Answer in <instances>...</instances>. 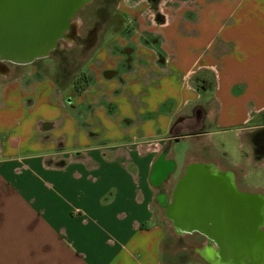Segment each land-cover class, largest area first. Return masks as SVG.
<instances>
[{"label": "crops", "instance_id": "crops-1", "mask_svg": "<svg viewBox=\"0 0 264 264\" xmlns=\"http://www.w3.org/2000/svg\"><path fill=\"white\" fill-rule=\"evenodd\" d=\"M148 5L118 1L124 23L133 20L138 31L125 37L121 27L95 49L81 93L71 84L62 90L33 64L9 69L15 76L0 82V264H163L165 220L149 175L164 141L191 113L205 132L181 140L245 125L252 99L264 95V61L229 54L254 59L264 50V5L253 11L249 0H159L155 12ZM206 17L260 21L227 35L206 29ZM203 33L209 39L190 59L189 36ZM196 76H210L211 87L194 89ZM205 90L211 95L202 100ZM209 155L189 151L185 162L220 160ZM189 258L178 263L204 264Z\"/></svg>", "mask_w": 264, "mask_h": 264}, {"label": "water", "instance_id": "water-1", "mask_svg": "<svg viewBox=\"0 0 264 264\" xmlns=\"http://www.w3.org/2000/svg\"><path fill=\"white\" fill-rule=\"evenodd\" d=\"M91 2L0 0V65H31L62 44L72 45L77 12ZM8 74L6 68L0 77ZM236 177L217 160L190 159L171 197L166 191L158 196L162 219L177 239L201 237L188 249L204 264H264V194L239 189Z\"/></svg>", "mask_w": 264, "mask_h": 264}, {"label": "rangeland", "instance_id": "rangeland-1", "mask_svg": "<svg viewBox=\"0 0 264 264\" xmlns=\"http://www.w3.org/2000/svg\"><path fill=\"white\" fill-rule=\"evenodd\" d=\"M119 0H92L91 3L84 6V8L77 12V21L79 26L77 29V35L72 45L62 44L59 48L52 51L49 57L36 61L34 65L41 67L48 75H50L62 90H68V86L73 85L74 81L81 74L84 73V66L90 56L93 54L95 49L102 44L108 36H112L113 33L119 32L124 29L125 37H129L138 31L137 23L135 24L133 20L126 21L119 15L117 11V4ZM255 0H249L252 5L248 10L253 9V11H259L261 6L264 5V0H257V7H253ZM131 3V2H129ZM248 3V2H247ZM169 3H167L168 5ZM243 9H246L244 7ZM247 11V10H246ZM146 21L149 24H153L152 13L147 11L144 13ZM218 17L205 18L204 25L205 28L219 29L224 28V33L236 28L244 27H255L258 25L260 20L250 19L248 17H242L241 19L234 18L224 20ZM122 27V28H121ZM222 28L220 30H222ZM232 34V33H231ZM208 35L209 34L208 32ZM206 33L202 35L189 36V58L202 53L207 40L209 39ZM231 48V47H230ZM264 50H257L253 52L254 59L245 55V53H235L229 52L235 59H240L242 63H248L256 61L257 63L264 61ZM261 54L263 57H261ZM10 63H5L2 65V71L0 74L4 73L6 68L8 69H19L21 66L9 65ZM11 71V70H10ZM203 74V73H202ZM201 73L199 75H202ZM14 74H8L6 76L0 77V82L5 79H10ZM205 76V75H202ZM196 76V78H190L191 86L197 91H201L202 86L211 87L212 79L210 76L208 82L202 81V77ZM202 100H205L211 95V91L205 90L202 92ZM264 103V95L252 99V108L250 113H246L248 117L247 123L236 124L234 127L227 130H215L209 127L207 130L210 132V138H203L202 140L194 139H184L176 143L173 142L172 152L173 159L177 166V169H183L186 162V154L192 151L194 155L201 158H208L210 152L214 153L220 160L219 162L223 166L231 165L232 170L237 175V186L241 190L249 192H260L264 194V156L257 159L252 155V151L256 149L253 146V141H260L264 137V118L263 113L256 112L257 107H260ZM237 117L240 115H236ZM243 118V117H242ZM245 118V117H244ZM245 121V120H244ZM244 121H241L243 123ZM243 125V126H242ZM242 126V127H241ZM241 127V128H239ZM239 128V129H237ZM202 142V143H201ZM198 143L204 144L205 147L197 145ZM220 149V150H219ZM257 149L261 150V148ZM153 220L159 221V210L156 206L152 208ZM158 220V221H157ZM165 229L163 244H162V255L161 259L163 264H182L172 260L170 257V245L173 243V238L170 235L169 228L166 223L163 222ZM189 241H197L195 238H188ZM190 258L185 259L187 262ZM170 261V262H169ZM197 264H202L198 261H194ZM183 263V264H184Z\"/></svg>", "mask_w": 264, "mask_h": 264}, {"label": "flooded vegetation", "instance_id": "flooded-vegetation-1", "mask_svg": "<svg viewBox=\"0 0 264 264\" xmlns=\"http://www.w3.org/2000/svg\"><path fill=\"white\" fill-rule=\"evenodd\" d=\"M159 0H149V9L150 11H157V3ZM35 63V62H34ZM34 63H32L34 65ZM11 65V64H9ZM17 66V65H16ZM2 71V66L0 65V72ZM207 117L212 116V112L209 111L207 113ZM186 117V122L181 124L180 126H176L175 128L170 131L169 135L167 136L166 140L164 141L162 147L160 148V151L153 161L152 166L155 164L154 168V177H152V184L151 186L154 188L155 193L157 196L161 195L162 192L166 191V195L168 197H171L172 191L175 188L176 182L178 178L182 174V170L177 169L176 164L174 165L171 161L174 162L173 159V152H172V145L173 140L175 138H184L186 136H198V134H201L205 132V125H199V122L197 121L196 117L191 113ZM178 140V141H179ZM176 143V142H174ZM162 162V163H161ZM175 163V162H174ZM156 170V171H155ZM171 172V173H170ZM150 175H151V169H150ZM149 175V179H150ZM160 203V199L158 201ZM168 227V221H164ZM174 236V235H173ZM197 241H201V237H193ZM189 239L188 238H182V239H175V236L173 237V243L170 245V255L172 257L176 258L177 262L185 261L186 257L189 258Z\"/></svg>", "mask_w": 264, "mask_h": 264}, {"label": "trees", "instance_id": "trees-1", "mask_svg": "<svg viewBox=\"0 0 264 264\" xmlns=\"http://www.w3.org/2000/svg\"><path fill=\"white\" fill-rule=\"evenodd\" d=\"M88 86V79L85 74H81L73 83V89L74 91L79 94L81 93L86 87ZM263 113V118H264V111ZM260 141H253V146L256 147L255 150L252 151V155L259 159L264 156V137L263 139H259ZM261 148V150L257 149Z\"/></svg>", "mask_w": 264, "mask_h": 264}]
</instances>
